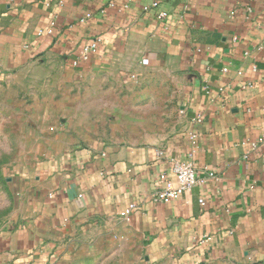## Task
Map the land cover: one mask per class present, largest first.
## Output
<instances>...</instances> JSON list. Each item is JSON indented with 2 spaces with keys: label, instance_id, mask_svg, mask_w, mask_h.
I'll list each match as a JSON object with an SVG mask.
<instances>
[{
  "label": "crops",
  "instance_id": "1",
  "mask_svg": "<svg viewBox=\"0 0 264 264\" xmlns=\"http://www.w3.org/2000/svg\"><path fill=\"white\" fill-rule=\"evenodd\" d=\"M158 73L169 131L121 136L114 90ZM26 99L0 264H264V0H0V109ZM173 159L202 183L156 202Z\"/></svg>",
  "mask_w": 264,
  "mask_h": 264
},
{
  "label": "rangeland",
  "instance_id": "2",
  "mask_svg": "<svg viewBox=\"0 0 264 264\" xmlns=\"http://www.w3.org/2000/svg\"><path fill=\"white\" fill-rule=\"evenodd\" d=\"M165 79L166 77L163 74L158 73L148 77V80L151 81L150 83L145 80L142 85L132 84L130 88L126 89L116 87L114 92L116 96H120V100L118 101L115 97L111 104L121 107L117 109L123 111L122 116L124 117H117L120 120V124H114L115 129L121 132L119 133L121 136L125 135L134 141H152L169 131L177 107L174 105V101L170 99L173 90L166 86ZM150 91L159 95L163 94L169 100L147 99L145 95ZM127 95L130 96L129 100ZM20 103H22L21 105H29L33 102L29 99L22 100V102L16 100L13 102L14 105L4 106L3 109H0V173L12 167L11 165L3 164V162L14 160L19 152V148L15 147H18L19 130L22 127L19 123L21 120L19 112L22 108L19 106ZM108 108V106H104L105 110H108ZM108 118L114 119L111 116H106L107 122ZM8 211V197L0 193V221L7 215ZM106 260L108 259H105V261L101 260L99 264H114V261L108 262Z\"/></svg>",
  "mask_w": 264,
  "mask_h": 264
},
{
  "label": "built area",
  "instance_id": "3",
  "mask_svg": "<svg viewBox=\"0 0 264 264\" xmlns=\"http://www.w3.org/2000/svg\"><path fill=\"white\" fill-rule=\"evenodd\" d=\"M148 9V7H145ZM90 17V14L87 15ZM163 17V14H160ZM54 23L45 30H41L37 33L38 36H44L46 34L53 33ZM100 40L96 39L89 44L85 45L79 58L73 60L72 65L77 67L80 62L87 61L90 55L97 51ZM200 119V117L198 118ZM210 175H213L212 173ZM172 178L177 179L175 184ZM160 180L164 182V186L154 194V200L156 202H169L178 198L182 193L191 191L202 183V179L198 176V171L191 161L175 160L172 161V168L170 174H161ZM202 205H205L204 200H200ZM136 204L132 203L127 208L120 212V216L128 218L132 211L135 209Z\"/></svg>",
  "mask_w": 264,
  "mask_h": 264
}]
</instances>
